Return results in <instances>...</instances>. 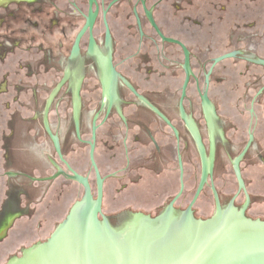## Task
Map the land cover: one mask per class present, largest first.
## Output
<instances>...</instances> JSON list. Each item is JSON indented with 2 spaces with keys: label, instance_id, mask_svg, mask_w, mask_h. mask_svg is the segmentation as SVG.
Returning a JSON list of instances; mask_svg holds the SVG:
<instances>
[{
  "label": "flooded vegetation",
  "instance_id": "flooded-vegetation-1",
  "mask_svg": "<svg viewBox=\"0 0 264 264\" xmlns=\"http://www.w3.org/2000/svg\"><path fill=\"white\" fill-rule=\"evenodd\" d=\"M74 175L118 239L264 224V0H0V241Z\"/></svg>",
  "mask_w": 264,
  "mask_h": 264
},
{
  "label": "water",
  "instance_id": "water-1",
  "mask_svg": "<svg viewBox=\"0 0 264 264\" xmlns=\"http://www.w3.org/2000/svg\"><path fill=\"white\" fill-rule=\"evenodd\" d=\"M48 134L59 152L56 137ZM70 178L82 185L81 200L45 242L6 264H264V224L246 225L221 215L198 221L186 215L166 238L136 230L118 239L106 220L98 219L101 181L94 200L87 179Z\"/></svg>",
  "mask_w": 264,
  "mask_h": 264
},
{
  "label": "rangeland",
  "instance_id": "rangeland-1",
  "mask_svg": "<svg viewBox=\"0 0 264 264\" xmlns=\"http://www.w3.org/2000/svg\"><path fill=\"white\" fill-rule=\"evenodd\" d=\"M62 183L61 179L52 183L49 190L50 195L37 200L38 203L34 206L33 212L24 214L20 211L21 216L13 221L15 227L0 241V264H6L12 258H19L22 251L42 243L49 236L55 224L63 218L75 202L79 201L82 191L74 184H68L61 197L57 195V188ZM54 191L56 193H53ZM18 200H21V197L13 193L8 204L18 208Z\"/></svg>",
  "mask_w": 264,
  "mask_h": 264
}]
</instances>
